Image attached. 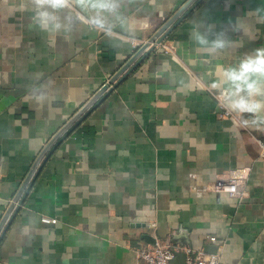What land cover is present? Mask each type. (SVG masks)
Instances as JSON below:
<instances>
[{"label":"crops","instance_id":"0c3cea01","mask_svg":"<svg viewBox=\"0 0 264 264\" xmlns=\"http://www.w3.org/2000/svg\"><path fill=\"white\" fill-rule=\"evenodd\" d=\"M188 1L0 0V223L48 143ZM261 54L264 0H202L51 154L0 264H136L146 235L264 264V76L225 75ZM230 177L243 197L213 191Z\"/></svg>","mask_w":264,"mask_h":264},{"label":"water","instance_id":"95a60500","mask_svg":"<svg viewBox=\"0 0 264 264\" xmlns=\"http://www.w3.org/2000/svg\"><path fill=\"white\" fill-rule=\"evenodd\" d=\"M202 0H189L184 4L159 31L145 43L134 56L105 84L96 95L73 117V119L67 123L48 143L45 149L42 151L37 161L33 165L30 173L24 181L20 191L15 197L13 203L9 207L7 214L0 223V243L18 212L19 206H21L29 191L31 190L37 176L39 175L44 164L50 158L51 154L58 148L62 142L70 135V133L80 124L83 120L97 107V105L104 99L106 94L111 91V88L117 87V85L124 80L148 55V53L155 48V45L161 44L167 35L179 24L191 11H193ZM149 244L156 245V240L151 236L143 237ZM218 247H214L213 250H206L209 254H216Z\"/></svg>","mask_w":264,"mask_h":264},{"label":"built area","instance_id":"2783aa9c","mask_svg":"<svg viewBox=\"0 0 264 264\" xmlns=\"http://www.w3.org/2000/svg\"><path fill=\"white\" fill-rule=\"evenodd\" d=\"M133 46L137 47L135 43H133ZM164 49L167 52L171 51L168 46H164ZM219 107L222 110L221 116L224 118L234 116L233 112L225 107L223 103L220 102ZM259 144L262 148L261 157L264 159V142L259 141ZM213 191L219 194H228L230 197L241 198L244 195L236 177L218 179L213 184ZM209 241L217 245L218 250L216 254H209L204 249H196L192 246L172 245L160 242H157L156 245L143 244L134 249L136 264H221L218 252L223 246V241L218 240L216 237H209Z\"/></svg>","mask_w":264,"mask_h":264},{"label":"clouds","instance_id":"9594fccd","mask_svg":"<svg viewBox=\"0 0 264 264\" xmlns=\"http://www.w3.org/2000/svg\"><path fill=\"white\" fill-rule=\"evenodd\" d=\"M37 3L50 2L54 7H61L67 3V0H36ZM83 3L84 0H78ZM97 6V5H93ZM100 7H107L108 5L100 4ZM256 74L264 76V54L259 55L255 60L243 63L241 65V72L237 75L235 72L225 73L233 81L246 80V74ZM215 86V85H214ZM248 87L251 89L253 85L249 84Z\"/></svg>","mask_w":264,"mask_h":264}]
</instances>
